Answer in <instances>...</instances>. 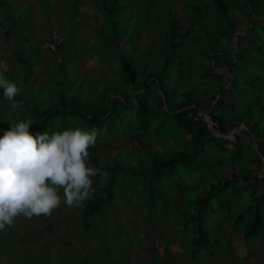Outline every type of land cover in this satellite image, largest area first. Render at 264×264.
Returning a JSON list of instances; mask_svg holds the SVG:
<instances>
[{
  "label": "trees",
  "instance_id": "1",
  "mask_svg": "<svg viewBox=\"0 0 264 264\" xmlns=\"http://www.w3.org/2000/svg\"><path fill=\"white\" fill-rule=\"evenodd\" d=\"M81 1L94 6L104 18L102 24L108 21L114 26L111 32L106 30L109 35L98 30L97 53L106 57L107 52H115L111 68L118 76L122 73L127 89L120 88L119 83L113 89L104 88L94 102L64 95L59 103L40 107L22 97L23 86L33 71L32 64L20 54L15 57L18 67L13 69L16 75L12 79L22 82L16 98L24 101L21 108H28L44 120L30 133L39 129L62 132L95 128L99 139H105L98 144L99 147L106 146L105 151L116 141L131 150L135 162L125 166L116 161L112 164L108 157H102L105 151L100 150L97 155L90 146L91 164L107 173V179L99 174L95 177L100 185L93 188L92 198L85 201L78 214L81 225L78 224L77 229L85 236L90 229L93 230L92 236H102L104 231L98 226L92 228L89 219H97L106 206H111L113 212L125 211L118 220L122 224L127 220L132 225L125 233L151 234L158 243H162L166 236L176 234V242L186 243L183 246L186 254L173 259L172 264H188L201 256L214 255L213 249L222 242L225 243V256L232 253L233 237H226L225 229L219 230L211 224L213 220L219 222L218 215L227 212L233 220L229 225L239 231L245 242L259 239L261 246L264 245V189H261L264 182L261 160H264V0H186L183 11L189 18L187 28L169 14V21L163 22L165 25L159 33L156 31L157 45L146 55L138 52L137 44L147 24L132 28L130 22L134 17L137 22L143 18L141 14H132L134 8L138 11L151 0H128L138 5L134 8L124 0ZM39 2L43 11L51 7L48 0ZM3 4L0 0L2 9ZM9 11L11 9L3 11L5 19L12 16ZM73 14L79 15L77 11ZM238 14L243 27L258 38L243 48L245 30L242 31L233 21ZM26 20L24 13L20 25L24 26ZM121 21L125 28L120 25ZM73 25L74 30L82 27L81 22ZM120 43H129L133 54L141 55L144 62L140 71L133 58L121 53ZM62 47L59 42L56 50ZM55 69L54 73L60 72V65L56 64ZM139 75L143 79L139 80ZM194 78L196 84H193ZM114 82L118 83L117 80ZM63 92L68 94L67 90ZM230 98L234 99V104L228 102ZM0 99L8 103L3 91ZM205 115L222 135L241 124L245 128L233 135L234 141L215 137L204 120ZM6 130L0 126V137ZM151 131L160 144L158 148L149 147L143 140ZM109 138L112 140L108 144ZM253 141H256V148L252 147ZM172 144H182L185 148ZM227 145L231 147L227 148ZM138 147L139 155H135L132 151ZM260 166L262 177L256 175ZM124 177L131 178L130 196L118 185L125 182ZM187 179H193V184L186 185ZM175 196L174 205L172 199ZM116 197L122 205L134 207L133 216L128 214L126 207L117 208L114 204ZM164 222L167 225L164 234H159L157 228L163 227ZM44 229L51 231L52 225L46 224ZM14 231L17 230L8 232L9 239L16 242H12L13 245L19 247L29 242L25 238H16L11 234ZM128 238L131 242L134 240L133 236ZM63 240L60 246L70 249V243L64 244ZM48 245H44L40 258L25 254L19 257V264H52V261L68 264L65 253L50 259L45 252ZM127 252V249L115 252V257L112 250L104 246L96 257L93 256L95 261L84 255L81 262L101 264L103 259L104 264H111V259L116 258L118 264H126Z\"/></svg>",
  "mask_w": 264,
  "mask_h": 264
},
{
  "label": "rangeland",
  "instance_id": "2",
  "mask_svg": "<svg viewBox=\"0 0 264 264\" xmlns=\"http://www.w3.org/2000/svg\"><path fill=\"white\" fill-rule=\"evenodd\" d=\"M39 1L41 0H2L4 8H0V61L5 64V68L0 69V72H3L11 80L15 77L16 74L13 69L16 70L18 67L15 58L17 54L22 55L32 64L33 75L25 82L23 86L25 92L22 93V97L29 103H36L40 107H48L53 103H59L62 100L61 96L64 95L66 97L73 95L80 101L94 102L104 88L113 89L116 84L120 83V88L127 89L122 73L118 76L111 68L114 65L112 62L115 58V52H107V58L101 57L102 54L97 53V49H99L97 45L98 30L109 35L114 26L108 21L102 24L104 18L94 6L87 2L81 0H48L51 7L47 11H43L44 7L41 6ZM185 1L151 0L146 7L138 11L134 8L138 7V5L128 0L123 1L135 9L132 11L134 16L141 14L143 17L140 18L139 22L134 17L130 22L132 28L147 24L141 31L137 44L138 52L141 55H146L148 51H153L157 45L156 31L159 33L162 26L165 25L163 22L169 21V14L180 20L181 25L187 28L189 18L183 11ZM9 9H11L9 16H12L5 19L3 11ZM76 11L79 15L73 14ZM24 13H26L27 20L25 24L23 21L24 26H21V18L24 17ZM233 21L237 26H240V29L242 28V31L245 30V41L242 43V48L244 45L249 46L257 41L256 34L243 27L240 14ZM78 22L82 23V27L74 30L73 23L78 24ZM120 25L125 28L123 21L120 22ZM209 27L212 29L214 26ZM107 29L109 32L106 31ZM99 38H101V35H99ZM59 42L63 44V47L60 50H56ZM120 49L121 53L134 59L135 67L140 71L144 62L140 57L141 55L138 54L139 58L136 54H133L129 43L126 45L120 43ZM54 57L56 60L53 59ZM56 64L61 67V71L58 73H54ZM138 79L141 80L143 78L139 75ZM115 80L118 83H115ZM196 83L197 79L194 78L193 84ZM78 86L79 88H77ZM65 90H67L68 94L63 92ZM2 91L3 89H0V97H2ZM2 100L0 99V126L3 129L8 130L11 125L14 126L21 119L32 120L33 124L30 126L29 131L44 122L42 118L36 117L28 108L12 110L10 105ZM204 100L206 101L207 98ZM228 102L230 104L235 103L233 98H230ZM59 121L61 122L62 120L60 119ZM235 129L232 128L229 133ZM41 130L43 129H39L38 132H45ZM48 133L51 135L54 132L49 131ZM230 138L234 141L233 137ZM242 138L247 142L249 141L244 135H242ZM107 140H109L107 141L109 144L112 139L109 138ZM143 140L151 148L160 147L153 135V131L149 132L148 138L144 136ZM101 141L103 142L105 139L97 137V142L92 148L97 155H100V150L104 152L106 148V146H98ZM172 145L180 149L185 148L182 144ZM226 147L230 148L231 146L227 145ZM139 148L132 152L135 155H139ZM130 151V149L123 147V144H118L116 141L111 146H108L105 151L106 154L102 157H108L107 159L112 164L116 161L128 166L135 162ZM91 155H93L92 151ZM102 157H100V160H102ZM260 169L261 166L256 170L258 177L263 176ZM124 178L125 182L118 185L130 196L131 178ZM185 184H193V179H187ZM98 185H100L99 180L93 178L92 187L95 189ZM261 189H264V182ZM58 194L63 199V190ZM176 198L175 196L172 199V204L174 205ZM84 203L79 207H68L62 203L57 209L53 210L50 216H34L31 219L23 215L16 217L13 226L7 227L6 233H0V254L5 251L0 256V264H19L21 259L19 257L25 254L40 258L41 253L44 252L45 244H49L45 252L50 259L55 256H62L65 253L68 264H83L81 259L84 255L86 259L91 260V257H96L99 250L104 246L106 249L110 248L112 254L127 249L128 261L126 264H172L173 259L176 260L177 257L185 256L186 252L183 246L186 243L176 242V234L166 236L162 243H158L155 236L151 234L137 236L132 234V232L125 233V230L132 228V225L127 220L123 224L118 221L123 217L122 215H124L125 211L113 212L111 206H106L104 213L97 219H89L91 223L89 225L92 228L98 226L99 230L104 231L102 236H92L93 230L91 229L86 232V236L81 234L82 231L77 229L78 224H80V215L78 214L82 211ZM114 204L117 208H119L118 206L126 207L128 214L133 216L135 209L132 205H122L119 197L115 198ZM217 219L219 222L213 220L211 224L218 227L219 230L225 229L226 237H233L231 240L232 253L228 257L225 256V243L222 242L213 249L214 255L201 256L197 261H190L188 264H264V245L262 243V248L261 240L256 239L254 242H245L239 231L232 229L229 225L233 220L227 212L219 214ZM222 222L224 223L223 225H221ZM46 224L52 225L51 231L44 229ZM115 226L118 227L117 230ZM166 226L164 222L163 227L159 226L157 228V232L164 234ZM15 229L17 231H14V234L11 233L12 235L16 236V238L19 237V240L25 238L29 242H25L19 247L15 244L13 245L12 238L11 240L9 239L11 235L8 232ZM18 231L20 232L18 233ZM28 232L32 237L31 242ZM128 236H133L134 240L131 242ZM115 239L116 241H114ZM51 240H53L52 243H50ZM61 240H63L62 243L64 244L70 243V249L62 248L60 246ZM114 256L116 257L117 254ZM95 260L96 258L93 257V261ZM111 260L113 262L111 264H118V259L112 258ZM100 263L104 264L105 261L102 259ZM52 264L56 263L52 261ZM106 264L109 263L106 262Z\"/></svg>",
  "mask_w": 264,
  "mask_h": 264
},
{
  "label": "clouds",
  "instance_id": "3",
  "mask_svg": "<svg viewBox=\"0 0 264 264\" xmlns=\"http://www.w3.org/2000/svg\"><path fill=\"white\" fill-rule=\"evenodd\" d=\"M21 87V81L0 72V89L12 110L23 107L24 101L16 99ZM32 124L31 119H21L0 137V232L6 233V226H13L20 215L50 216L62 203L79 207L92 198L93 178L99 174L107 179V173L90 160L97 129H66L49 135L30 133Z\"/></svg>",
  "mask_w": 264,
  "mask_h": 264
},
{
  "label": "water",
  "instance_id": "4",
  "mask_svg": "<svg viewBox=\"0 0 264 264\" xmlns=\"http://www.w3.org/2000/svg\"><path fill=\"white\" fill-rule=\"evenodd\" d=\"M204 120L206 121L209 130L213 133V135H214L215 137H223V138H227V139H230V140H231L230 137H234V136H233L234 134L239 133L242 129L245 128V126H244L243 124H241L239 127H237V128H236L234 131H232L231 133H228V134H226V135H222V134H219V133L214 129L213 124H212L210 118H209L207 115L204 116ZM252 145H253V148H256V146H257L256 141H253ZM262 160H263V159H262ZM263 164H264V160H263Z\"/></svg>",
  "mask_w": 264,
  "mask_h": 264
}]
</instances>
